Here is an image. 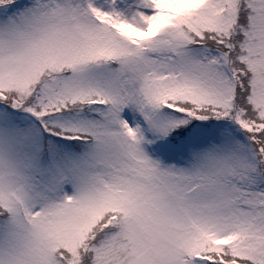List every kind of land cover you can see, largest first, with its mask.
I'll list each match as a JSON object with an SVG mask.
<instances>
[{
    "label": "snow or ice",
    "instance_id": "snow-or-ice-1",
    "mask_svg": "<svg viewBox=\"0 0 264 264\" xmlns=\"http://www.w3.org/2000/svg\"><path fill=\"white\" fill-rule=\"evenodd\" d=\"M0 264H264V0H0Z\"/></svg>",
    "mask_w": 264,
    "mask_h": 264
}]
</instances>
